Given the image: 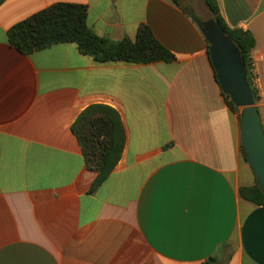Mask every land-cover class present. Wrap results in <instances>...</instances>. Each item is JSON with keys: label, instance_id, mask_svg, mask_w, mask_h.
<instances>
[{"label": "crops", "instance_id": "0c3cea01", "mask_svg": "<svg viewBox=\"0 0 264 264\" xmlns=\"http://www.w3.org/2000/svg\"><path fill=\"white\" fill-rule=\"evenodd\" d=\"M228 27L250 31L264 125V0H217ZM56 3L89 8L100 37L140 25L176 57L106 63L63 43L25 55L8 30ZM197 23L173 0H6L0 6V264H264V206ZM117 110L123 156L90 193L73 124L88 107Z\"/></svg>", "mask_w": 264, "mask_h": 264}, {"label": "trees", "instance_id": "16d2710c", "mask_svg": "<svg viewBox=\"0 0 264 264\" xmlns=\"http://www.w3.org/2000/svg\"><path fill=\"white\" fill-rule=\"evenodd\" d=\"M5 1L0 0V6ZM173 2L181 7L178 0H173ZM203 2L213 19L222 26L240 50L242 62L250 81L252 53L256 46L255 37L250 31L228 27L221 16L217 0H203ZM88 13L87 5L53 4L11 27L8 30V41L11 46L25 55L47 49L53 45L72 43L77 45L81 54L92 57L95 62L100 64H152L176 60V57L155 37L150 26L140 25L134 41L125 37L114 42L98 36L89 27ZM209 50L210 46L208 47L210 58ZM216 78L218 81L217 75ZM252 90L257 101L258 94L253 87ZM224 96L229 108L238 114L241 122V109L233 103L230 96L226 94ZM72 128L81 145L87 168L98 173V178L90 190V193H94L120 162L126 146V129L119 112L102 104L92 105L82 111ZM241 153L244 161L248 163L242 142ZM240 196L255 205L264 206V192L260 188L257 177L254 186L240 189ZM213 263L214 260L210 259L203 264Z\"/></svg>", "mask_w": 264, "mask_h": 264}, {"label": "water", "instance_id": "95a60500", "mask_svg": "<svg viewBox=\"0 0 264 264\" xmlns=\"http://www.w3.org/2000/svg\"><path fill=\"white\" fill-rule=\"evenodd\" d=\"M183 6L210 46V59L223 93L242 109V144L248 164L264 192V125L240 50L217 21L205 22L191 7Z\"/></svg>", "mask_w": 264, "mask_h": 264}, {"label": "rangeland", "instance_id": "374dc122", "mask_svg": "<svg viewBox=\"0 0 264 264\" xmlns=\"http://www.w3.org/2000/svg\"><path fill=\"white\" fill-rule=\"evenodd\" d=\"M178 1L181 4H185L187 7H191V9L197 14V16L203 19L205 22L214 20L203 0H178ZM240 113L242 115V109Z\"/></svg>", "mask_w": 264, "mask_h": 264}, {"label": "built area", "instance_id": "2783aa9c", "mask_svg": "<svg viewBox=\"0 0 264 264\" xmlns=\"http://www.w3.org/2000/svg\"><path fill=\"white\" fill-rule=\"evenodd\" d=\"M250 84H251V87H253L258 94L259 77H258L257 67L255 63L253 62V60L251 62V67H250Z\"/></svg>", "mask_w": 264, "mask_h": 264}]
</instances>
